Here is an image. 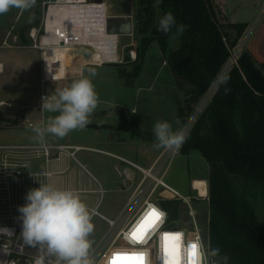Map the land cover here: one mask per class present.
I'll return each mask as SVG.
<instances>
[{"label":"trees","instance_id":"trees-1","mask_svg":"<svg viewBox=\"0 0 264 264\" xmlns=\"http://www.w3.org/2000/svg\"><path fill=\"white\" fill-rule=\"evenodd\" d=\"M135 1L137 60L132 69L118 65L119 75L125 86L133 87L147 52L157 42L184 96L178 119L186 123L216 82L248 24L228 22L214 0H161L160 16L156 0ZM168 12L178 25L185 26L181 35H176L175 27L167 34L159 30V19ZM173 36L180 38V45L168 51ZM18 122L0 112V125L8 127ZM118 127L141 141L155 142L154 134L129 119L125 111ZM194 150L210 167L206 177L209 216L204 234L209 251L219 250L214 257L219 264H264V221L251 202L260 193L264 195V64H258L248 50L218 84L188 133L181 152L188 155ZM239 180L249 190L251 187L248 195L237 190ZM180 202L160 199L172 221L180 214Z\"/></svg>","mask_w":264,"mask_h":264},{"label":"crops","instance_id":"crops-1","mask_svg":"<svg viewBox=\"0 0 264 264\" xmlns=\"http://www.w3.org/2000/svg\"><path fill=\"white\" fill-rule=\"evenodd\" d=\"M214 1L220 13L228 22L247 23L248 28L263 2V0ZM157 14L160 16L161 12L157 10ZM110 15L129 16L132 14L123 12ZM248 28L241 38V40L246 39L245 50L252 54L258 64H264V18L257 25L254 24L247 33ZM69 62L68 52H63L62 64L57 70L58 77L62 79L49 80L46 75L50 78L52 73L47 68L46 73L44 72L39 50L29 45L11 44L8 42L7 36H1L0 32V112L19 120L18 124L14 126L0 125V130L6 129L16 132L12 135L15 138L12 142H0V145L42 144L32 131L30 123L36 124L40 121H46L49 116L56 115L41 110L42 103L40 100L42 95H49L55 89L70 86L73 80L88 76L87 70L89 68L96 70V75L89 78L92 80L100 99L97 109L90 116L91 123L86 128L72 131L63 139L49 135L43 142L79 147L80 149L76 151L75 156L72 157L65 153L58 156L55 153L49 162L44 157H29L28 166L20 174L22 177L19 179V187H16V181H13L14 184L8 199L11 200V204L14 206L18 205L17 203L25 204V197L30 189L38 188L40 183H51L62 189L77 191L90 209L98 208L102 215L108 218H117L130 192L124 187L121 178L116 173V166L121 165L116 156L148 167L156 159L161 149H155L153 147L154 142L141 141L132 136L131 132L119 129L121 114L124 111L126 112L125 108L122 107L126 92L124 81L119 75L118 65L113 64L107 67L96 65L88 59L87 55L80 53L72 55V62L68 69ZM157 74L158 71L156 76ZM150 80H153V77ZM169 84H174L171 75ZM174 97L177 98L178 95L175 94ZM180 100L177 103L178 108L181 104ZM107 103L118 106L117 112L108 114V107H105ZM135 111L136 109L132 108L131 112L135 113ZM96 120L102 121L95 122ZM179 125H182V123H179ZM79 135L85 137L83 142L77 141L76 138ZM78 154L80 158L77 157ZM95 154L102 157H96ZM41 169L50 173V175L33 180L31 175ZM198 179L197 177L192 179V189L193 186L195 189H199L195 184L202 181ZM206 189L208 191V188ZM101 190H103V194ZM107 194H109L108 199H106ZM199 194L202 197L204 196L201 194L200 189ZM18 208L15 210L16 212H18ZM17 214L20 215L19 212ZM95 217L106 223L102 218L93 216V218ZM27 249L30 253L36 254V249L30 247H27Z\"/></svg>","mask_w":264,"mask_h":264},{"label":"built area","instance_id":"built-area-1","mask_svg":"<svg viewBox=\"0 0 264 264\" xmlns=\"http://www.w3.org/2000/svg\"><path fill=\"white\" fill-rule=\"evenodd\" d=\"M42 6L43 15L40 24L31 30L30 37L32 40L31 46L41 52L42 66L45 73L47 64L48 62L50 63V69L53 73L50 78L46 75L47 79H62L57 77V70H59L62 64L61 60L56 61V59H52L51 61L49 60L50 56H47L48 52L53 49L67 50L68 52L74 51L72 55H76V53L87 55L88 59L96 65H120L126 62L121 45V38L123 36L112 34L108 31L107 21L111 15L106 1L43 0ZM129 16L134 18L133 15ZM128 36L132 40L130 44L126 45L127 48L131 47L128 52L129 61L135 62L137 60L138 42L134 36V32ZM245 43L246 39H243L233 48L232 54L218 75L216 82L202 98L188 121L183 125L182 128L187 133L190 132L197 117L212 98L218 84L223 81L230 68L239 60L242 52L245 50ZM98 52L103 53L105 59L95 61L94 55ZM30 125L33 124L30 123ZM182 147L178 152L162 148L156 159L148 167L116 156L121 162V165L115 168L116 173L121 178L124 187L130 192V195L117 218H108L102 215L98 211V208L94 209V216H98L106 221L108 231L99 242L96 251L90 256L93 264H110L113 254L117 252H142L144 253V264H162L163 248L161 238L165 233H182L185 245L190 241L199 239L204 245L205 251H209L197 221L196 211L192 205L193 198L190 195H180L178 191L165 182V177L170 170L172 161L176 156L180 155ZM79 149V147L47 143L39 145H0V161L3 158L6 167V171H0V183H6L5 197L0 202L6 204V212L9 214L8 220L11 221L8 225H0V229H8L12 233V235L0 234V264H20L21 260H24L25 264H32L33 258L36 255L30 253L27 246L21 251V244L23 242L20 235L22 225L18 226L14 222L19 215L15 210L23 206L24 203H17L18 205L14 206L11 204V200L8 199L14 184L13 181H16V187H19V179L22 177L20 174L28 166L29 157H44L49 162L55 153L58 156L65 153L74 157L76 151ZM49 175L50 173L41 169L37 173L32 174L31 178L37 180ZM193 190L196 191L200 200H209L208 193L205 197H201L199 189H195L193 186ZM101 193L103 194V190H101ZM167 195H174L185 202L189 209L192 223L190 229L178 227L175 222L170 220L169 213L160 203V199L167 198ZM150 207H154L166 215L161 218L142 241L137 242L131 238V233L147 215ZM180 255L185 260L187 259V253L184 249H181ZM209 259L215 260L219 264L214 257H210ZM52 262L54 264V260Z\"/></svg>","mask_w":264,"mask_h":264},{"label":"clouds","instance_id":"clouds-1","mask_svg":"<svg viewBox=\"0 0 264 264\" xmlns=\"http://www.w3.org/2000/svg\"><path fill=\"white\" fill-rule=\"evenodd\" d=\"M36 0H0V14L10 8L28 10L35 6ZM176 28V35L185 31L183 24H177L171 12L159 19V30L165 34ZM88 76L73 80L70 86L55 89L42 97L41 110L56 115L49 116L46 121L30 125L32 131L44 142L49 135L63 139L70 132L83 130L91 123L90 116L97 109L100 99L95 86L89 77L96 75L94 68H89ZM157 150L179 151L188 138L183 128L173 130L168 121H158L153 128ZM26 203L18 208L21 231V251L25 246L36 249L32 264H93L90 257V235L94 232L92 222L94 209L81 199L79 193L72 189H62L51 183H40L38 188L30 189L25 197ZM162 217L166 215L161 212ZM0 234L12 235L8 229H0ZM183 234L162 235V264H189V251L195 245L192 264H217L210 257L219 255L218 249L205 251L199 239L184 244ZM179 246V258L175 254ZM166 249L169 257H165ZM187 253L185 260L180 251ZM225 260L227 257L224 258Z\"/></svg>","mask_w":264,"mask_h":264},{"label":"rangeland","instance_id":"rangeland-1","mask_svg":"<svg viewBox=\"0 0 264 264\" xmlns=\"http://www.w3.org/2000/svg\"><path fill=\"white\" fill-rule=\"evenodd\" d=\"M109 1L107 2L109 13H123L129 12L133 16L135 15L136 11V1L135 0H104ZM161 0H156V7L158 8L159 3ZM43 15V6L41 0H36L35 6L28 9V10H20L18 8H10L4 14H0V32L1 36L6 35L8 42L11 44H25L31 46L32 40L30 37V32L33 28L39 26V20L42 18ZM264 18V0L262 5L260 6L258 13L255 19L250 23L249 30L255 24L257 25L262 19ZM39 23V24H38ZM134 25H135V17H134ZM132 42L131 37L123 36L121 38V45L123 47V51L126 57V62L120 64V67L125 69H132L133 62H130L127 58L129 49L131 47H126V45ZM180 45V38L178 36H173L169 38L168 41V51L175 50ZM74 51H69V59L71 62L72 54ZM69 62V63H70ZM71 64V63H70ZM107 64L104 67H107ZM70 67V65L68 66ZM158 74L156 76V72ZM154 75V76H153ZM170 75L174 80V76L172 71L164 61V56L162 50L157 42H154L149 51L146 54L145 63L143 67V71L136 81L135 86L127 87L125 86L126 98L124 97V104L122 107L125 108L126 114L129 119L135 120L142 129L153 133V128L156 122L158 121H168L172 124L173 130L177 128H182L185 123L179 125L178 119V100L181 97V103L184 98L180 90L178 89L175 80L174 84H169ZM153 77V80L150 78ZM150 80V81H148ZM153 82V84H152ZM151 87V88H150ZM173 92V93H172ZM177 94L178 97H174ZM200 104V103H199ZM105 107H108V114L116 113L118 110V106L112 105L111 103H107ZM132 108H135V113H132ZM105 109V108H104ZM128 111V113H127ZM131 115V117H129ZM107 120V119H102ZM96 120L95 122L102 121ZM16 133L15 131L10 130H0V142L1 143H8L12 142L15 138L12 135ZM154 134V133H153ZM77 141L83 142L85 139L84 136H78L76 138ZM182 154V152L180 153ZM96 157H102L99 154H95ZM77 157L80 158L78 154ZM83 160V159H82ZM84 161V160H83ZM6 171L5 163L2 158L0 161V171ZM209 164L208 162L202 157V155L194 150L190 152L188 155H178L176 156L171 164L170 170L165 177V182L170 185L171 187L177 189L179 193L182 195H190L193 200L192 205L194 210L196 211L197 221L199 226L202 230L203 235L207 230L208 226V208H209V201L200 200L196 191L192 189L191 181L194 177L199 178L198 180L207 181V177L209 174ZM200 176V177H198ZM4 182V181H2ZM5 188L6 183H0V201L2 202L5 197ZM236 188L240 194L248 195L251 192L250 190L245 187L242 180L236 182ZM255 192L259 191L253 188ZM108 195H106V199H108ZM167 198L164 199H173L179 200L180 202V214L177 219L173 222L176 223L178 227H185L190 229L192 226L191 218L189 216V209L185 202L174 196V195H167ZM0 202V225H8L11 223L9 219V214L6 212V204ZM251 202L255 207L257 216L260 220L264 221V195L261 193L255 197L251 198ZM14 221L16 225H22L19 217ZM94 224V232L90 235L89 239L91 240V249H90V256L96 251L99 242L103 238L104 234L108 231V225L101 221L99 218L95 217L92 220ZM52 260H55L52 257ZM20 264H25L24 260L20 261Z\"/></svg>","mask_w":264,"mask_h":264},{"label":"snow or ice","instance_id":"snow-or-ice-1","mask_svg":"<svg viewBox=\"0 0 264 264\" xmlns=\"http://www.w3.org/2000/svg\"><path fill=\"white\" fill-rule=\"evenodd\" d=\"M162 214L156 208L150 207L147 215L144 219L137 225L135 230L131 233V238L140 242L143 238L150 232V230L161 220ZM168 235V233H165ZM172 235L179 236V233H172ZM189 251V264H192V259L194 257L195 245L190 246ZM175 254L177 259L179 258V246L176 245ZM165 257H169V253L166 249ZM110 264H144V253H114L110 261Z\"/></svg>","mask_w":264,"mask_h":264},{"label":"water","instance_id":"water-1","mask_svg":"<svg viewBox=\"0 0 264 264\" xmlns=\"http://www.w3.org/2000/svg\"><path fill=\"white\" fill-rule=\"evenodd\" d=\"M108 31L120 36H128L134 32L133 18L131 16H110L107 21Z\"/></svg>","mask_w":264,"mask_h":264},{"label":"bare ground","instance_id":"bare-ground-1","mask_svg":"<svg viewBox=\"0 0 264 264\" xmlns=\"http://www.w3.org/2000/svg\"><path fill=\"white\" fill-rule=\"evenodd\" d=\"M63 52H68V51L67 50H57V49H53V50H51V51L48 52V55L47 56H50L49 57V60H51V61H52V59L53 60L56 59V61L61 60V62H62ZM56 53H58V54H56ZM94 58H95V61H99L101 59H105V57L103 56V53H100V52L96 53L94 55ZM46 68L51 71V69H50V63L49 62L47 64V67ZM51 73H53V72H51ZM58 74L59 73L57 72V77H58ZM195 185H196L197 188L200 189L201 194L204 195L203 197H205L207 195V193H208V191L206 189L207 188V182L206 181L197 182Z\"/></svg>","mask_w":264,"mask_h":264}]
</instances>
